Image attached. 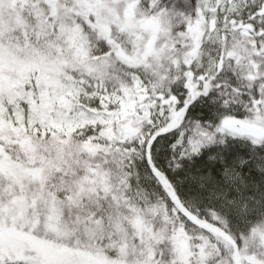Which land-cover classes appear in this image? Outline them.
<instances>
[{
    "label": "snow or ice",
    "instance_id": "6c2138e0",
    "mask_svg": "<svg viewBox=\"0 0 264 264\" xmlns=\"http://www.w3.org/2000/svg\"><path fill=\"white\" fill-rule=\"evenodd\" d=\"M0 264H264V0H0Z\"/></svg>",
    "mask_w": 264,
    "mask_h": 264
}]
</instances>
